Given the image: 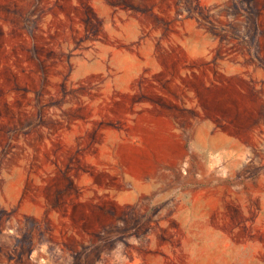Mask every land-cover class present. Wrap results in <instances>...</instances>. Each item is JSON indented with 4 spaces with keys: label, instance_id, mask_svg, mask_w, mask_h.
<instances>
[{
    "label": "rangeland",
    "instance_id": "374dc122",
    "mask_svg": "<svg viewBox=\"0 0 264 264\" xmlns=\"http://www.w3.org/2000/svg\"><path fill=\"white\" fill-rule=\"evenodd\" d=\"M263 160L264 0H0V264H264Z\"/></svg>",
    "mask_w": 264,
    "mask_h": 264
},
{
    "label": "bare ground",
    "instance_id": "6f19581e",
    "mask_svg": "<svg viewBox=\"0 0 264 264\" xmlns=\"http://www.w3.org/2000/svg\"><path fill=\"white\" fill-rule=\"evenodd\" d=\"M232 13H233V12H232ZM222 14H223V13H222ZM228 14H229V12H228ZM228 14H227V15H228ZM190 15H191V14H190ZM193 15H194V14H193ZM229 15H230V14H229ZM229 15H228V16H229ZM233 15H234V14H233ZM236 15H237V13H236ZM222 16H223V15H222ZM230 16H231V15H230ZM234 16H235V15H234ZM238 16H239V15H238ZM223 17H224V16H223ZM229 18H230V17H229ZM232 18H233V17H232ZM227 19H228V18H227ZM244 20L246 21L247 19H244ZM244 20H243V22H244ZM233 22H235V21H233ZM227 25H228V24H227ZM233 25H236V22H235V24H233ZM207 36H208V35H207ZM260 124H261V123H260ZM258 125H259V124H258ZM254 128H255V127H254ZM261 131H262V129H261ZM243 132H244V131H243ZM252 133H255V132H252ZM251 136H252V135H251ZM258 144H259V143H258ZM214 146H215V145H214ZM253 146H254V145H253ZM223 148H224V147H223ZM220 150H221V149H220ZM222 150H223V149H222ZM224 150H225V149H224ZM262 151H263V150H262ZM229 152H230V151H229ZM219 154H220V153H219ZM227 154H228V153H227ZM231 155H232V154H231ZM219 157H221V156H219ZM219 157H218V158H219ZM232 157H233V156H232ZM232 157H231V158H232ZM224 158H225V157H224ZM227 158H228V157H227ZM235 159H236V158H235ZM242 159H243V158H242ZM244 159H245V158H244ZM255 159H256V158H255ZM255 159H254V160H255ZM260 159H261V158H260ZM232 160H233V159H232ZM238 160H239V159H238ZM235 161H236V160H235ZM235 161H234V162H235ZM263 161H264V160H263ZM263 161H262V162H263ZM243 162H244V161H243ZM231 163H232V162H231ZM239 163H241V162H239ZM249 163H250V162H249ZM249 163H248V164H249ZM229 164H230V163H229ZM237 164H238V163H237ZM248 164H247V165H248ZM254 164H255V163H254ZM250 165H251V164H250ZM257 165H258V164H257ZM232 166H233V165H232ZM251 166H252V165H251ZM205 168H207V167L205 166ZM238 168H239V167H238ZM238 168H237V169H238ZM208 169H209V168H208ZM212 169H213V168H212ZM234 169H235V168H234ZM243 170H244V169H243ZM213 171H214V170H213ZM162 172H163V171H162ZM164 172H165V171H164ZM203 172H204V171H203ZM208 172H210V171H208ZM214 172H215V171H214ZM159 173H160V172H159ZM166 173H167V172H166ZM166 173H164V174L166 175ZM206 175H207V174H206ZM217 175H218V174H217ZM215 176H216V175H215Z\"/></svg>",
    "mask_w": 264,
    "mask_h": 264
}]
</instances>
